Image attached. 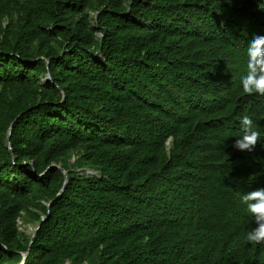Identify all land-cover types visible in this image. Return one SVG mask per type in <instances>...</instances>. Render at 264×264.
<instances>
[{
	"label": "trees",
	"instance_id": "1",
	"mask_svg": "<svg viewBox=\"0 0 264 264\" xmlns=\"http://www.w3.org/2000/svg\"><path fill=\"white\" fill-rule=\"evenodd\" d=\"M258 35L264 0H0V264H264Z\"/></svg>",
	"mask_w": 264,
	"mask_h": 264
},
{
	"label": "clouds",
	"instance_id": "2",
	"mask_svg": "<svg viewBox=\"0 0 264 264\" xmlns=\"http://www.w3.org/2000/svg\"><path fill=\"white\" fill-rule=\"evenodd\" d=\"M252 62L249 73L243 78V90L251 95H264V36H255L250 43ZM244 135L233 142V147L240 151H253L260 139V133L253 126L250 117L241 118ZM241 202L252 214L256 227L246 234L245 239L255 245L264 244V188L254 189L242 195Z\"/></svg>",
	"mask_w": 264,
	"mask_h": 264
},
{
	"label": "water",
	"instance_id": "3",
	"mask_svg": "<svg viewBox=\"0 0 264 264\" xmlns=\"http://www.w3.org/2000/svg\"><path fill=\"white\" fill-rule=\"evenodd\" d=\"M10 133H11V131L9 130L8 139L10 138ZM55 166L58 167V165H55ZM61 169L63 170V172L65 173V176L67 178L68 177V172L64 168H61ZM45 219H46V216L43 217V221ZM39 226L35 229L34 233L32 234L31 243H32V241L34 240V238L36 236V231L39 229ZM22 254H23V258H22V261L20 262V264H24L25 263V260L27 259L28 255H29V250L26 251V252H23Z\"/></svg>",
	"mask_w": 264,
	"mask_h": 264
},
{
	"label": "rangeland",
	"instance_id": "4",
	"mask_svg": "<svg viewBox=\"0 0 264 264\" xmlns=\"http://www.w3.org/2000/svg\"><path fill=\"white\" fill-rule=\"evenodd\" d=\"M21 229L22 230H27V232L31 233L35 230L32 224H27L25 225L24 223H21Z\"/></svg>",
	"mask_w": 264,
	"mask_h": 264
}]
</instances>
